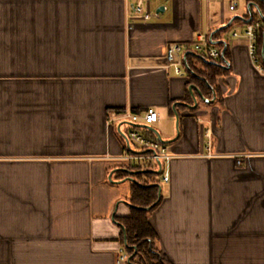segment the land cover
<instances>
[{
  "label": "crops",
  "instance_id": "crops-1",
  "mask_svg": "<svg viewBox=\"0 0 264 264\" xmlns=\"http://www.w3.org/2000/svg\"><path fill=\"white\" fill-rule=\"evenodd\" d=\"M138 1L0 0V264H130L120 171L160 169L130 139L156 136L145 125L171 141L149 212L167 264H264V74L243 36L264 0H142L149 19ZM202 35L217 60L196 49ZM189 57L226 70L219 98ZM150 108L157 122L128 116Z\"/></svg>",
  "mask_w": 264,
  "mask_h": 264
},
{
  "label": "trees",
  "instance_id": "trees-1",
  "mask_svg": "<svg viewBox=\"0 0 264 264\" xmlns=\"http://www.w3.org/2000/svg\"><path fill=\"white\" fill-rule=\"evenodd\" d=\"M253 21L257 20L252 19V22ZM258 45L259 54L262 56L264 47V24L258 33ZM225 55H227V52ZM190 58L191 57H189L190 67L204 78H199L202 81L201 89L209 88V90H211L210 85H212L215 87L219 98L220 95L218 87L216 86V80L222 76L226 70L219 66L208 64L202 59L197 58L204 66V69L198 70L192 64ZM205 95L207 96V94ZM138 129L139 128H136V130ZM146 134L150 137H156L152 132ZM143 169L144 167L142 165L128 166V170L130 171H139ZM120 172L122 178L128 176L126 171ZM133 177L138 181L132 182V189L129 197L130 204L134 206L131 207V214L129 217L121 218L119 220L125 228L122 235L124 250L129 257L133 256L130 264H167L164 256L155 246L156 232L149 220L150 210L154 208L159 201V187L155 184H161L160 174L138 172L134 174ZM149 207L152 208L147 210L146 208ZM125 236L127 237V244L125 243Z\"/></svg>",
  "mask_w": 264,
  "mask_h": 264
},
{
  "label": "built area",
  "instance_id": "built-area-1",
  "mask_svg": "<svg viewBox=\"0 0 264 264\" xmlns=\"http://www.w3.org/2000/svg\"><path fill=\"white\" fill-rule=\"evenodd\" d=\"M239 6L238 0H231L230 9L235 10ZM135 11L143 15L145 19H149L151 17L150 10L146 9L142 0H139L136 6H134ZM263 21H250L244 30L243 36L248 41V51L252 63L255 69L264 74V56L259 54V45H258V33L259 30L263 27ZM238 33H235L237 36ZM197 50H204L211 59L217 60L220 57V51L212 48L211 43L208 41L205 35L200 36V41L196 44ZM185 51V47L181 43L173 42L168 45L166 58L168 64L174 66L177 74L183 73V61L182 54ZM129 117L134 121H139L140 119L146 121L147 123L157 122L160 118L159 113L154 109H148L143 115H131L128 114ZM130 139L136 143V145L145 151H148L146 155L141 156L140 158H147L153 161L158 160H169L172 158V154L170 153L168 146L163 144L158 138L150 137L146 133H142L136 129H133L130 132ZM168 180V176L165 177ZM127 255L124 253V249L120 250V259L119 261H126Z\"/></svg>",
  "mask_w": 264,
  "mask_h": 264
},
{
  "label": "water",
  "instance_id": "water-1",
  "mask_svg": "<svg viewBox=\"0 0 264 264\" xmlns=\"http://www.w3.org/2000/svg\"><path fill=\"white\" fill-rule=\"evenodd\" d=\"M233 20H234V19H233ZM249 22H250V21H249ZM227 27H228V25H227V26H224V27H221L218 31L224 30V29L227 28ZM218 31H215V33L218 32ZM215 33H214V34H215ZM214 34H212V36H214ZM220 42H223V43H224V41H220ZM223 53H224V52H223ZM263 56H264V47H263ZM202 58H203L204 61H205L206 63H208V64L221 66V65H220L218 62H216V61H209L206 57H202ZM187 67L189 68L188 64H187ZM189 69H190V68H189ZM190 71H191V70H190ZM191 72H192V71H191ZM194 89L197 90V91L199 92V94L203 97V99H205V98H204V96L202 95V93L200 92V90H199L196 86L191 87L190 90H191V93H192V95H193V97H194V100H195V102H196V106H197V105H198V101H197L196 95H195V93H194ZM182 104H185V105L191 107V105H189V104H187V103H182ZM176 106H177V105H175L174 108H176ZM145 127L148 128V129H150V130H152V131H154V133L156 134L157 138H158L163 144H168V143L171 142V141H168V140L163 139V137L161 136V134H160L156 129H154L152 126H150V125H145ZM177 128L179 129V115H178V114H177ZM178 135H179V134H178ZM158 163H159V166H160V169H159V170L143 169V170H139V171H130V170H128V169H123L124 171L128 172L130 175H129L128 177H126V178H125L124 180H122V181L138 182V181L133 177V175L136 174V173H138V172H151V173H155V174H160V173L162 172V165H163V162H162L161 160H158ZM155 185H157V186L159 187V189H160V191H159V199H160L161 196H162L161 184H155ZM128 204H129L131 207L134 206V205H132V204H130V203H128ZM153 206H155V205H153ZM153 206H152V207H153ZM152 207H149V208H146V209H147V210H150ZM120 225H121V227L123 228V230L125 231L124 226H123L121 223H120ZM125 243L127 244V237H126V236H125ZM135 254H136V253H135ZM132 257H133V256L129 257V259H128V262H129V263H131V259H132Z\"/></svg>",
  "mask_w": 264,
  "mask_h": 264
},
{
  "label": "rangeland",
  "instance_id": "rangeland-1",
  "mask_svg": "<svg viewBox=\"0 0 264 264\" xmlns=\"http://www.w3.org/2000/svg\"><path fill=\"white\" fill-rule=\"evenodd\" d=\"M241 1H242V0H238V2H239L240 5H241Z\"/></svg>",
  "mask_w": 264,
  "mask_h": 264
}]
</instances>
